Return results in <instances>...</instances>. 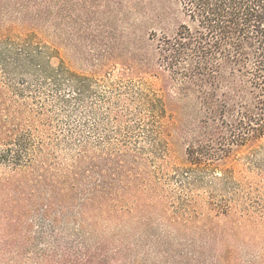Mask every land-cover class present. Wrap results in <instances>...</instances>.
<instances>
[{
    "label": "trees",
    "instance_id": "trees-1",
    "mask_svg": "<svg viewBox=\"0 0 264 264\" xmlns=\"http://www.w3.org/2000/svg\"><path fill=\"white\" fill-rule=\"evenodd\" d=\"M64 1L0 0V222L39 224V264H264V239L163 230H264V0H171L173 30L126 0L90 73L25 30Z\"/></svg>",
    "mask_w": 264,
    "mask_h": 264
},
{
    "label": "rangeland",
    "instance_id": "rangeland-1",
    "mask_svg": "<svg viewBox=\"0 0 264 264\" xmlns=\"http://www.w3.org/2000/svg\"><path fill=\"white\" fill-rule=\"evenodd\" d=\"M131 1V5L134 3V12L127 13L126 0H67L61 5H56L57 13L53 19L48 18L46 23L40 26L39 24L27 26L25 30L34 33L38 40L41 39L54 46L58 50V55L71 69L90 73V64L93 60L90 51L93 48L98 49L94 46H105L108 41L116 44L118 50L124 46L122 37H120L121 32L124 33L121 17L123 13H127L130 22H134L138 14L135 11V0ZM157 1L168 20L170 30H173L175 25L182 20L179 5L171 0ZM30 12L39 16V6L35 8L34 13L31 10ZM256 147L264 149V137L252 148ZM248 151L249 147L239 148L237 152H234L233 157L242 161ZM179 153L178 162H182L184 160L183 146L179 147ZM25 175L26 173H20L16 176ZM193 222L195 224L176 225V230H173L171 226L163 225V230L170 229L173 236L182 238L204 236L216 238L223 233L226 236H233L231 240H234L240 247L252 245V240L256 242L264 239V230L261 233L251 231L248 227L244 230L236 229L234 220L230 218L220 217L212 218V220L197 218ZM162 258L158 255L153 260ZM0 264H39V224L37 222L33 219L26 220V223L22 224L15 221L0 222Z\"/></svg>",
    "mask_w": 264,
    "mask_h": 264
}]
</instances>
